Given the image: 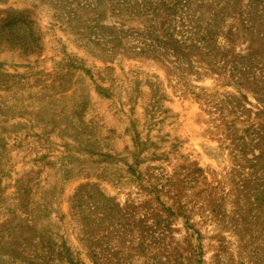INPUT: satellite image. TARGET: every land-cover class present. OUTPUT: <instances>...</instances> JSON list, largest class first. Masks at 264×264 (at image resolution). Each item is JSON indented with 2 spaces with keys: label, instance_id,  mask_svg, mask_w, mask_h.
Wrapping results in <instances>:
<instances>
[{
  "label": "rangeland",
  "instance_id": "obj_1",
  "mask_svg": "<svg viewBox=\"0 0 264 264\" xmlns=\"http://www.w3.org/2000/svg\"><path fill=\"white\" fill-rule=\"evenodd\" d=\"M0 264H264V0H0Z\"/></svg>",
  "mask_w": 264,
  "mask_h": 264
}]
</instances>
